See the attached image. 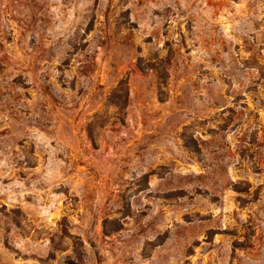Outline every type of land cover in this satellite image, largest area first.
Segmentation results:
<instances>
[{"label": "rangeland", "instance_id": "obj_1", "mask_svg": "<svg viewBox=\"0 0 264 264\" xmlns=\"http://www.w3.org/2000/svg\"><path fill=\"white\" fill-rule=\"evenodd\" d=\"M0 264H264V0H0Z\"/></svg>", "mask_w": 264, "mask_h": 264}]
</instances>
